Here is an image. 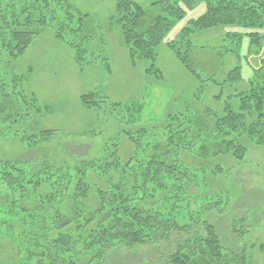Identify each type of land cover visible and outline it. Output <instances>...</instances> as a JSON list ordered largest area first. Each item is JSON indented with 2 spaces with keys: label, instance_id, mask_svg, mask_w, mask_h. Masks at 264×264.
Returning a JSON list of instances; mask_svg holds the SVG:
<instances>
[{
  "label": "trees",
  "instance_id": "16d2710c",
  "mask_svg": "<svg viewBox=\"0 0 264 264\" xmlns=\"http://www.w3.org/2000/svg\"><path fill=\"white\" fill-rule=\"evenodd\" d=\"M200 1L205 12L189 20L179 37L168 40L185 10ZM88 19L72 0H0V141H16L31 154L51 147L57 131L42 129L33 119L51 109L40 107L37 97L24 90L25 77L12 73L11 63L50 29L53 39L73 52L74 62L85 64ZM109 20L119 26L131 64L154 61L155 49L164 44L197 80L191 50H181L183 44L190 48L189 38L195 32L221 27L251 30L244 34L249 38L248 51L254 47L258 50L253 53H259L264 48V0H156L148 7L115 0ZM227 37L237 40L240 34ZM238 70L234 68L227 81L238 82ZM150 72L160 78L154 64ZM208 80L215 83L212 78L204 81ZM231 97L239 102L237 112L226 101L221 115L210 110L175 114L158 130L142 127L136 137L125 133L135 153L124 163L116 146L105 148L100 157L72 154L57 163L66 155L64 144L52 147L58 157L44 152L43 157L56 160H44L37 167L29 163L32 160H0V264H95L108 252L118 254L108 264H247V249L224 242L216 221L226 218L229 237L238 239L263 225L264 214L259 220H253L258 212L253 209L235 215L241 206L235 207L228 192L208 197L198 187L202 178L176 159L185 152L203 159L229 155L243 161V136L264 148V59L253 71L249 90L228 100ZM79 103L87 110H108L110 115L117 107L121 115L136 113L132 121L142 110L140 102L113 103L100 92L80 95ZM155 136V142H143ZM220 170L217 167L213 173ZM142 247L147 249L141 255L125 254ZM258 250L264 251V242Z\"/></svg>",
  "mask_w": 264,
  "mask_h": 264
},
{
  "label": "rangeland",
  "instance_id": "374dc122",
  "mask_svg": "<svg viewBox=\"0 0 264 264\" xmlns=\"http://www.w3.org/2000/svg\"><path fill=\"white\" fill-rule=\"evenodd\" d=\"M132 1L148 7L156 0ZM72 3L78 11L89 16L84 30L89 37L83 45L88 51L85 64L75 63L73 52L56 42L50 29L42 31L25 54L11 63V72L25 77L24 90L37 97L40 107H50L51 111H43L33 119L42 129L57 131L54 141L51 147L42 148L34 154L24 151L25 148L16 141H0V160H32L29 163L37 167L44 160H56L54 156H43L49 153L60 156L52 147L64 144L66 159L58 157L60 160L57 163L69 160L72 154L79 158L100 157L105 148L115 149V146L120 162L124 163L135 153L125 133L136 137L142 127L147 131L158 130L169 116L175 114L210 110L221 115L226 101L237 112V98H228L249 90L253 71L264 59V48L259 53H253L258 50L254 47L251 52L248 51L249 38L244 34L251 30L221 27L195 32L189 38L190 48L184 44L181 46V50H191L189 59L200 76L199 80L187 72L164 44L155 49L157 56L154 61L136 60L131 64L128 47L121 41L120 28L109 20L114 15L115 0H72ZM205 10L203 1L185 10L186 15L175 24L167 39L179 37L189 20L198 18ZM227 33H237L240 37L237 40L228 38ZM151 64L160 72V78L150 72ZM234 68H239L240 80L231 83L227 79ZM208 78L215 83L204 81ZM90 92H100L110 102L122 105L142 103L138 120L132 121L136 117L133 112H122L121 115L118 107L112 115L104 109H84L79 103V96ZM250 120L247 117L248 123ZM157 138L145 137L143 142L149 139L155 142ZM240 142L246 148L243 161L233 160L229 155L203 159L185 152H179L176 159L202 178L198 187L207 191L208 197L228 192L235 207L241 206L234 212L235 215L253 209L258 211L253 220H259L264 214V148L254 146L245 136L240 138ZM35 154H39V157L33 160ZM217 167L222 170L215 174L213 171ZM190 192L192 195L197 193L192 185ZM216 223L223 233L224 242L247 249V264H264V251L258 250V246L264 242V222L249 233L240 234L238 239L229 237L226 218ZM6 245L8 251L13 253L10 244ZM146 249L142 247L125 254L133 258ZM115 255L118 256L108 252L102 262L96 261L95 264H108Z\"/></svg>",
  "mask_w": 264,
  "mask_h": 264
},
{
  "label": "crops",
  "instance_id": "0c3cea01",
  "mask_svg": "<svg viewBox=\"0 0 264 264\" xmlns=\"http://www.w3.org/2000/svg\"><path fill=\"white\" fill-rule=\"evenodd\" d=\"M130 1H132V0H130ZM133 2V1H132ZM154 2V1H153ZM152 3V2H151Z\"/></svg>",
  "mask_w": 264,
  "mask_h": 264
}]
</instances>
